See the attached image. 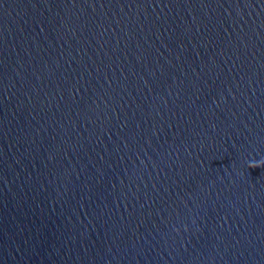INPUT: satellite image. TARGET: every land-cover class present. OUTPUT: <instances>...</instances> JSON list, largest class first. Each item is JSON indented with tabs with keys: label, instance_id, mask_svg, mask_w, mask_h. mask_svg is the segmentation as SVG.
<instances>
[{
	"label": "water",
	"instance_id": "1",
	"mask_svg": "<svg viewBox=\"0 0 264 264\" xmlns=\"http://www.w3.org/2000/svg\"><path fill=\"white\" fill-rule=\"evenodd\" d=\"M0 264H264V0H0Z\"/></svg>",
	"mask_w": 264,
	"mask_h": 264
}]
</instances>
